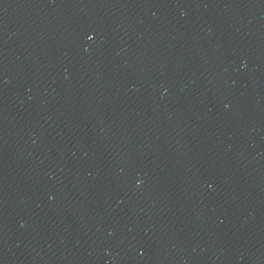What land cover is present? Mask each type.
Returning a JSON list of instances; mask_svg holds the SVG:
<instances>
[{"label": "water", "instance_id": "1", "mask_svg": "<svg viewBox=\"0 0 264 264\" xmlns=\"http://www.w3.org/2000/svg\"><path fill=\"white\" fill-rule=\"evenodd\" d=\"M0 264H264V0H0Z\"/></svg>", "mask_w": 264, "mask_h": 264}]
</instances>
